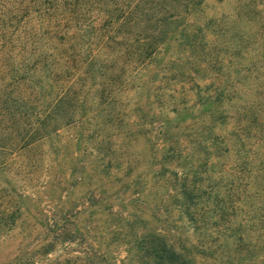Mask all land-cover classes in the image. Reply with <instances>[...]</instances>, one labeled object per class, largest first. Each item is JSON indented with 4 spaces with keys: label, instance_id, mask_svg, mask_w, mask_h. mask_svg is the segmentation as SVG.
<instances>
[{
    "label": "trees",
    "instance_id": "obj_1",
    "mask_svg": "<svg viewBox=\"0 0 264 264\" xmlns=\"http://www.w3.org/2000/svg\"><path fill=\"white\" fill-rule=\"evenodd\" d=\"M209 1L0 0V150L31 153L83 122L110 146L118 136L109 130L128 127V93L155 63L192 86L191 100L171 94L161 106L176 122L156 146L171 209L161 221L146 214L138 264H264V85L250 55L260 49L264 62V0H218L227 12H208ZM193 125L202 129L192 160ZM19 215L0 211V236ZM55 233L76 240L72 229ZM94 246L79 264L102 263ZM53 251L42 246V264H70L49 259Z\"/></svg>",
    "mask_w": 264,
    "mask_h": 264
},
{
    "label": "rangeland",
    "instance_id": "obj_2",
    "mask_svg": "<svg viewBox=\"0 0 264 264\" xmlns=\"http://www.w3.org/2000/svg\"><path fill=\"white\" fill-rule=\"evenodd\" d=\"M230 9L231 4L222 5L218 0L207 6L208 12ZM256 52L250 53L259 68L254 80L264 85L262 51ZM166 74L157 63L142 72L128 93V127L109 130L118 136L110 146L104 141L96 144L104 136L101 130L93 142L96 133L83 122L79 127L64 128L31 153L12 155L0 150V211L19 208L20 212L0 236V264H42L44 256L37 253L47 244L54 250L49 259H70V264H79L82 250L92 244L103 253L101 264H138L134 235L143 230L146 214L161 221L160 209H171L161 199L166 194L161 181L169 169L161 167L156 146L161 144L164 126L176 122L161 106L171 94L181 100L186 93L191 100L193 92L189 83H172ZM201 129L193 125L186 132L192 160L199 152L193 141ZM192 164L195 175L203 174L206 166ZM219 186L222 191V182ZM174 217L167 218L172 227L177 224ZM58 227L75 231L76 240L59 243ZM81 229L87 231L84 236L79 235Z\"/></svg>",
    "mask_w": 264,
    "mask_h": 264
}]
</instances>
